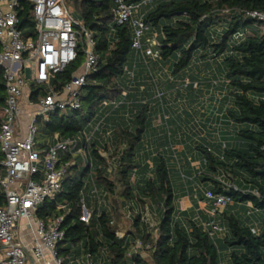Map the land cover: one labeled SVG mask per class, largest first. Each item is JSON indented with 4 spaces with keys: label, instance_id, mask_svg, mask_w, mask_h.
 <instances>
[{
    "label": "trees",
    "instance_id": "1",
    "mask_svg": "<svg viewBox=\"0 0 264 264\" xmlns=\"http://www.w3.org/2000/svg\"><path fill=\"white\" fill-rule=\"evenodd\" d=\"M142 1L126 0L129 4ZM20 2L22 35L26 40L36 39L31 3ZM65 2L92 33L98 63L80 91L79 108L56 110L38 122L39 151L52 146L58 134L75 139L78 149H86L92 159L90 165L83 152H61L59 161L71 163L61 189L54 198L44 200L37 211L46 220L62 217L65 237L57 251L64 264H79L76 260L88 254L96 264H224L225 250H231V264H264V217L262 229L257 232L225 209L217 217L227 231L222 239L211 238L195 219L186 217L184 222L175 218L177 194L164 155L157 149L143 153L151 155L150 162L141 158V145L150 125V99L155 97L141 101L135 93L139 81L133 28L116 21L112 0ZM248 10L264 12V0H153L145 6L144 15L149 30L158 32V60L174 79H189L183 84L186 89L199 86H195L196 76L187 72L199 50L204 62L219 60L216 70L223 68L233 99L226 121L234 127L235 136L224 148L216 145L215 151L204 138L196 144L203 153L202 170L196 177L210 181L208 189L229 196L232 206L250 202L264 211V21L247 17ZM239 31L246 32V36L237 41L234 35ZM84 39L82 34L75 61L53 74L49 84L29 81L31 101L38 102L51 88L60 92L70 82L85 60ZM130 72H134L133 78ZM149 81L152 83L151 78ZM5 100L6 83L0 70V125ZM126 100L132 105L127 114ZM112 101L122 102L116 107L105 106V102ZM98 123L99 129L88 141ZM3 158L0 150V180L6 174ZM109 160L115 165L112 174L107 170ZM185 161L189 165V160ZM179 167L186 178L188 174ZM219 176L231 183L220 182ZM93 186L105 193L103 203L92 193ZM5 201L0 182V206ZM148 202L158 218L156 226L142 220ZM83 204L90 213L89 222L82 219ZM128 213L131 227L119 237L121 222ZM138 240L142 245L135 252Z\"/></svg>",
    "mask_w": 264,
    "mask_h": 264
},
{
    "label": "built area",
    "instance_id": "2",
    "mask_svg": "<svg viewBox=\"0 0 264 264\" xmlns=\"http://www.w3.org/2000/svg\"><path fill=\"white\" fill-rule=\"evenodd\" d=\"M29 1L35 18L37 38L26 40L19 27V8L22 7L20 0H0V70L6 83V100L0 125V150L4 157L1 164L6 170L0 180L6 200L5 205L0 206V248L3 251L0 264H64V258L57 251V245L65 237L62 217L46 220L39 217L37 211L44 200L54 198L61 189L66 169L71 164L59 161L61 152H83L85 162L90 165L92 159L86 149H78L75 139L61 138L58 134L52 146L39 151L36 148L38 122L40 118L48 119L49 114L56 110L80 107V91L85 85L87 75L96 68L98 56L94 50L92 33L73 15L65 0ZM112 1L116 21L130 24L134 31L133 47L140 49L142 37L149 30L145 15L140 10L153 0H143L138 4H129L126 0ZM246 16L264 21V12L259 10H248ZM82 34L85 37L83 64L62 91L51 88L38 102L32 103V114L25 127V134L21 136L22 98L29 82L26 69H31V80L40 85L49 84L53 74L63 71L75 61ZM245 36L246 32L239 31L234 39L240 41ZM153 44H157V41ZM149 52L155 59L160 58L158 50L149 49ZM129 76L133 78L134 72H130ZM126 94L127 91H124V95ZM157 96L163 97L160 89ZM121 102L104 104L116 107ZM99 126L98 123L94 127L88 141ZM225 145L226 142L222 144V148ZM209 150L211 151L210 148ZM108 163L107 170L112 174L115 165L110 160ZM199 165L202 166L201 162ZM218 180L229 185L222 176ZM93 187L92 193L97 196L99 203H103L105 193ZM204 196L211 204L207 211L209 218L204 220L198 215L195 220L211 238H216L217 233L226 230L218 223L217 217L229 205H233V200L211 189L206 190ZM82 219L86 222L90 220V213L84 204ZM150 219L152 211L147 203L142 211V220L151 226L153 224ZM24 229L30 234L27 242L20 237ZM118 236L123 237L124 234L119 232ZM141 245L142 242L138 240L133 251L136 252ZM78 263L96 264L89 254Z\"/></svg>",
    "mask_w": 264,
    "mask_h": 264
},
{
    "label": "rangeland",
    "instance_id": "3",
    "mask_svg": "<svg viewBox=\"0 0 264 264\" xmlns=\"http://www.w3.org/2000/svg\"><path fill=\"white\" fill-rule=\"evenodd\" d=\"M69 8L72 10L70 6ZM213 30L219 31L220 28L213 27ZM263 30L264 28L261 32ZM200 53L201 50L197 52L187 70L190 75L196 76V81L199 83L197 88L186 89L183 84L189 82L187 78L184 81L178 82L181 87L179 89V95L176 93L170 95L166 92V88L163 85H159L161 92H163V97L160 98L156 95L155 99L157 100L152 101L153 99H150L152 110L149 132L156 131L157 134L159 133L164 136L163 140H165V142L158 146V144L152 142V136H147L143 140L140 149L143 162H150L149 160L151 158V155H148V153L146 156H143L145 151L154 152L158 149V151L162 152L170 168L171 181L175 189V194L178 196L177 202H181V197L184 196H181V194L187 193L185 180H189L188 177H183V173L179 166H181L185 160H189L190 166L199 165L203 159V153L196 148V144L202 143L204 137L208 139V137H206V130L209 123H214L212 118L218 116L221 118L222 115L226 118L228 113L227 109L233 106L232 95L230 94V89L227 87L223 68L220 67L219 70H216L219 60H216L215 63H206L200 57ZM229 124L230 123L227 124V129L229 131L227 141L233 142L235 136L234 127ZM180 146L185 148L183 154V149H181ZM114 149L115 148H112L111 152H113ZM106 156L112 159L107 153ZM193 157L194 162H191V158ZM222 177L225 178L224 176ZM227 182L231 183L229 180H227ZM205 183L211 182L206 180ZM148 204L150 203L148 202ZM180 213V208H176V219L179 218ZM243 214L245 215V212L239 215ZM129 216V213L126 214L121 222V233L124 235L126 230L131 227ZM261 216H264V214ZM152 218H154V221L150 219V222L153 224L151 226H155V222H157L158 218L153 211ZM181 218L182 221L186 219L185 216ZM84 258L85 256H80L78 261L81 262ZM97 264L100 263L98 262Z\"/></svg>",
    "mask_w": 264,
    "mask_h": 264
},
{
    "label": "crops",
    "instance_id": "4",
    "mask_svg": "<svg viewBox=\"0 0 264 264\" xmlns=\"http://www.w3.org/2000/svg\"><path fill=\"white\" fill-rule=\"evenodd\" d=\"M144 11L145 7L141 8L140 12L144 13ZM157 34L158 32L153 30L145 32L142 40V46L140 49H137L138 58L136 59L135 66L136 72L138 73L137 80L139 81V87L136 88L135 93H138V97H140L141 101L144 100V98L155 97L157 91L160 89L159 85H163L166 88V92H168L170 95H173L175 93L177 95L180 94L179 89H177L180 87V84H178L179 81L177 79H174L170 75L169 71L162 66L160 61L158 59H155L149 52V49H152L153 51L156 50V44H153V42L157 41ZM149 78H151L152 83L149 81ZM194 80H196V78ZM30 94L31 90L28 83V88H26L22 98L23 115L20 120V124L22 127L21 136L25 134V127L30 119L33 110L32 103L34 102L31 101ZM154 100L157 99H153L152 101ZM126 103L128 104L125 111V113L127 114L130 113V108L132 105L131 102H127V100ZM212 121H214V123H209L206 130V137H208V139H206L205 137L204 139H206V144L208 146H211L215 151L216 145L222 146L224 142H227L229 131L227 129L228 123L224 115H222L221 118H219V116L214 117L212 118ZM146 136H152V142H155L156 144H158V146L165 142V140H163L164 136L160 135L159 133L157 134L156 131L149 132L148 130ZM180 148L183 149V146H180ZM191 162H194V157L191 158ZM181 167L182 170L186 172V174H188L187 177L189 180L186 182L187 193L181 194V196L184 195L183 197H181V202L176 201V208H180L181 211L178 219L181 220L182 216L195 219L198 215H200L204 220H208L209 217L207 211L211 207V204L209 201L204 199V192L206 189L210 188V183L202 182L199 180V177H196V173L202 170V166H189L188 162L185 161L181 165ZM226 210L228 212H234L240 219L253 227L255 231L260 232V230L262 229V219L264 216L261 215L264 214V211L255 209L250 202L238 203L234 206L229 205ZM244 212L245 215H239L240 213ZM152 220L154 221V218H152ZM157 223L158 219L157 222H155V226L157 225ZM221 226L224 227L222 224ZM226 232L227 231L225 230L223 232L217 233L216 238H224L226 236ZM20 237L27 242L30 239V234H28V231L24 229L20 234ZM2 253L3 251L0 248V257ZM230 253L231 250H225L223 252V262L225 260L224 264H231ZM76 261L78 262V260Z\"/></svg>",
    "mask_w": 264,
    "mask_h": 264
},
{
    "label": "water",
    "instance_id": "5",
    "mask_svg": "<svg viewBox=\"0 0 264 264\" xmlns=\"http://www.w3.org/2000/svg\"><path fill=\"white\" fill-rule=\"evenodd\" d=\"M26 76H27V79H31V69L30 68H27L26 69Z\"/></svg>",
    "mask_w": 264,
    "mask_h": 264
}]
</instances>
